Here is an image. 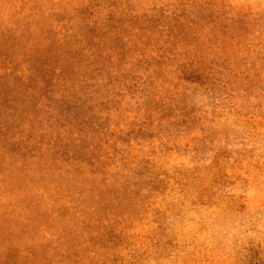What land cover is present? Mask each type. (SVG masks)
<instances>
[{
	"label": "rangeland",
	"instance_id": "obj_1",
	"mask_svg": "<svg viewBox=\"0 0 264 264\" xmlns=\"http://www.w3.org/2000/svg\"><path fill=\"white\" fill-rule=\"evenodd\" d=\"M0 264H264V0H0Z\"/></svg>",
	"mask_w": 264,
	"mask_h": 264
}]
</instances>
